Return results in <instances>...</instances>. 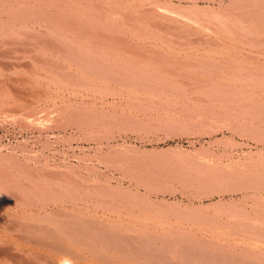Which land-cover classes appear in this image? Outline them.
Returning a JSON list of instances; mask_svg holds the SVG:
<instances>
[{
	"label": "bare ground",
	"instance_id": "1",
	"mask_svg": "<svg viewBox=\"0 0 264 264\" xmlns=\"http://www.w3.org/2000/svg\"><path fill=\"white\" fill-rule=\"evenodd\" d=\"M0 44V125L46 134L0 146V264H264V0H0Z\"/></svg>",
	"mask_w": 264,
	"mask_h": 264
},
{
	"label": "rangeland",
	"instance_id": "2",
	"mask_svg": "<svg viewBox=\"0 0 264 264\" xmlns=\"http://www.w3.org/2000/svg\"><path fill=\"white\" fill-rule=\"evenodd\" d=\"M11 49H9V48L5 49V47H3L2 44H0V67L7 68V67H11L12 64L16 65V64H27L28 63L27 60H25V62H24V60L22 59V55L24 53L21 50H15V49L11 50ZM8 50L9 51L11 50V51L8 52ZM13 52H15V53H13ZM17 54H18V57H17ZM4 55H5V57H4ZM15 61H16V63H15ZM1 127H0V138H1L0 139V146L3 145L1 147L3 148V150L5 152L8 150H12L11 148L15 149V151H17L18 153L25 152L26 148L31 149V147H32L33 149H38L40 147V145L45 141L46 134H44L43 137H41L39 139V138L33 137L31 134L26 133L24 131L19 132V131L14 130V129H12V131H7L4 125H2ZM6 133H8V134H6ZM5 134L7 136H5ZM48 134H50V136L53 135L52 133H48ZM143 135H144V141H143L144 143L143 144L146 145V147L148 149H156V150H160V151H166L167 149L176 148L177 151L180 150L181 152H184L187 150H193L195 148H199V149L201 148V151L202 150L206 151V149L208 147V143H210V141H216L217 139H220L222 137V134H217V135H206L205 134L203 137L197 136V134L192 133V131H189V130L185 131V129H181V128H179V129H177V128H174V129L166 128L165 129L164 128V129H156V130L149 129L148 131H143ZM29 137H30V139H29ZM199 137H200V139H199ZM24 139H25V141H24ZM49 139H55L54 135L52 137H50ZM36 140H38V142H36ZM34 143H37V144H34ZM86 143H87L86 141L73 140L72 147H69L67 143H63V142L62 143L61 142L55 143L54 145H55V147L57 146V150H58V153L55 154L56 158L57 157L59 158V156H60V158L61 157H69L71 159V161L75 160V157L72 156L73 155L72 153L75 150H76L75 153H79V154H83V153L92 154L93 152L90 149L91 145L89 143H87V144ZM212 147L219 149L218 145H213ZM62 150L64 152L63 154H62ZM238 152H240V151H238ZM59 153H61V155ZM72 162L75 163L74 161H72ZM124 182L127 183V181H124ZM235 195L239 196V194H235ZM170 197L171 196H169V195L166 196L167 199Z\"/></svg>",
	"mask_w": 264,
	"mask_h": 264
}]
</instances>
